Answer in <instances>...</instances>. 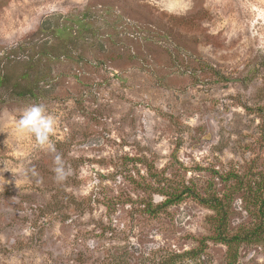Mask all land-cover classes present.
<instances>
[{"label":"rangeland","instance_id":"obj_1","mask_svg":"<svg viewBox=\"0 0 264 264\" xmlns=\"http://www.w3.org/2000/svg\"><path fill=\"white\" fill-rule=\"evenodd\" d=\"M0 77V264H264V0H0Z\"/></svg>","mask_w":264,"mask_h":264},{"label":"clouds","instance_id":"obj_2","mask_svg":"<svg viewBox=\"0 0 264 264\" xmlns=\"http://www.w3.org/2000/svg\"><path fill=\"white\" fill-rule=\"evenodd\" d=\"M56 127V118L42 104H33L26 107L16 120V131L18 133L31 135L39 147L49 152H55L52 137L55 134ZM54 163L55 179L57 182H63L69 175V170L66 169L60 155L55 156Z\"/></svg>","mask_w":264,"mask_h":264},{"label":"trees","instance_id":"obj_3","mask_svg":"<svg viewBox=\"0 0 264 264\" xmlns=\"http://www.w3.org/2000/svg\"><path fill=\"white\" fill-rule=\"evenodd\" d=\"M2 82H3V79L0 77V85L2 84ZM32 93V92H31ZM219 213H222V208H219V211H218ZM223 219V218H222ZM221 219V221H220V225L218 226V232H217V235L214 237V238H212V239H215V240H217V241H221V242H224V243H227V244H231L232 242H236V241H238V237L237 236H235V237H233V238H230V239H228L225 235H224V233H223V224H222V220Z\"/></svg>","mask_w":264,"mask_h":264}]
</instances>
